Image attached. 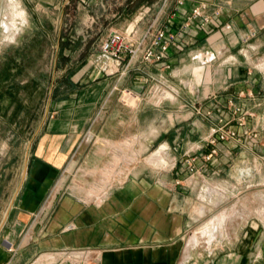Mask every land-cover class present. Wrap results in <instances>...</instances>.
<instances>
[{
	"label": "crops",
	"instance_id": "0c3cea01",
	"mask_svg": "<svg viewBox=\"0 0 264 264\" xmlns=\"http://www.w3.org/2000/svg\"><path fill=\"white\" fill-rule=\"evenodd\" d=\"M18 2L27 11L26 24L20 22L24 26L12 40L0 34V264H264V234L258 224L247 222L232 233L216 226L211 237L206 232L212 228L202 232L209 221L201 203L213 194L205 190L208 174L226 164L233 152L250 158L247 164L254 168L264 166V0H184L173 15L174 29L188 24L184 37L162 61L138 58L125 75L108 71L112 60L103 58L100 49L87 62L69 60L77 49L61 45V40L73 37L62 32L70 0ZM143 2L141 9L148 3ZM60 4L55 26L56 17L40 11ZM162 4L154 17L151 7L132 21L130 14L121 13L123 24L113 15L109 31L136 25L142 33L154 19L164 26L177 0ZM197 5L212 18L210 23L203 25V17L188 20ZM53 38L57 58L52 75L44 63ZM199 53H211L214 59L201 64ZM185 73L191 78L184 79ZM159 77L176 89L177 98L160 104L147 99ZM124 89L138 94L137 100L126 98ZM229 97L253 114L247 116L250 132L245 135L239 128L240 142L219 143L220 158L206 162L204 155L213 148L206 141L211 121L230 118L229 111H214L211 120L194 112L179 120L174 108H179V99L193 109L197 104L209 109ZM8 129L13 141L5 137ZM132 136L143 151L157 143L166 154L175 153L171 170L135 166L116 186L112 174L107 179L112 185L98 203L80 197L89 190L66 185L76 169L83 177L96 175L87 169L96 154L90 146L93 138L109 141L106 147L111 148ZM26 138L20 173L18 144ZM189 156L194 157V171L187 166ZM210 220L213 224L217 218ZM194 232L197 242H191Z\"/></svg>",
	"mask_w": 264,
	"mask_h": 264
},
{
	"label": "rangeland",
	"instance_id": "374dc122",
	"mask_svg": "<svg viewBox=\"0 0 264 264\" xmlns=\"http://www.w3.org/2000/svg\"><path fill=\"white\" fill-rule=\"evenodd\" d=\"M143 1L144 0H109V2H103V4L95 3L86 5L82 0H70V2L66 4L65 11L62 17V32L63 34L70 33V35H72L73 37H71V39H67L66 41L61 40V45L64 44L69 49L73 47V49H77V52L74 53L72 57H68L69 60L71 62H77L78 60L86 58L87 60L85 62H87L89 60V56L92 53L98 52V50L100 49L99 44L101 39L110 32L109 29L110 27H112V24L109 25L108 23L113 18V15L116 16L117 23L123 24V22L125 21L123 19V16L121 18H118L121 13H125L126 15L130 14V17H132V21L133 19H135V17L140 16V14L148 9V7H151L150 15L154 17L157 10L159 9V5L163 3V0H147L148 3L144 4V8L141 9L140 6L145 3ZM155 3L156 5H151ZM45 11V13L42 11L40 12L42 14H51L56 17L57 21L55 23V26H57V22L59 17L61 16L62 11L61 4L57 8H47L45 9ZM13 13L14 6L10 2V0H0V34L3 32L6 40H12L15 37L13 36L14 30L10 27L12 23ZM18 21L21 23L24 22L22 20ZM23 26L20 25V30ZM9 31L12 34H10ZM8 34L11 36L10 39ZM56 47L57 39L53 38L50 45L51 53L45 57L44 63L46 69L49 67L51 68L52 75L54 73V64L57 58ZM39 57H37V60L39 59ZM64 58V55H58L59 62L61 61L62 63H64ZM71 73H74V71L69 72V74ZM55 76L56 79H59L61 76V72L58 70V67L56 68ZM183 77L184 79L188 80V78H191V73H185ZM179 100V108H174V117H177L179 120H184L185 118H188L192 112H196L192 107H189L188 104L182 101V99ZM198 105L199 104H197V106ZM193 116L200 115L195 113ZM31 129L32 128H30L29 131H31ZM5 137H8L10 141H13L15 139L10 129L5 132ZM137 138L138 137L136 136H132L127 140L114 143L112 142V145L114 147L110 145L111 148L106 147L108 146V144H110L109 141L97 137L93 138L90 142V146H93V148L95 147V150H93L96 154L90 160L92 166L87 169H89V171L94 170L96 172V175L92 178L83 177L81 175V172H78L77 174L76 169L74 174L69 176L66 185L71 187V185L75 186L76 184V188H79L81 191L85 192H87V190L96 191L97 195L95 197V200H92L94 198L89 199L88 194L86 197V194L84 192H81L80 197L86 201L91 202L92 200L99 202L102 200V198H104L103 196L106 195L109 189V184L107 181L108 177L114 174L116 170L119 171V169H126L125 164L130 163V157H128L130 155L137 158L135 162L131 163L130 169H133L136 166L137 168H147L149 171L156 170L161 173H167V171L171 170V159L175 157V153L170 152L171 154H166L167 150H164L163 148L162 154L166 160V164L158 166L150 165L146 162V158L151 156L154 152L160 150V146L159 144L154 143V145L151 146L148 150L143 151V149L138 146ZM26 141L27 138L24 140L21 139L19 142L20 144H18V154L20 156L18 163L20 173L22 171L24 163ZM133 153L137 154L138 156H135ZM220 154L221 152L218 151V153L212 157L211 161L214 158L220 156ZM249 161L250 158H248L247 156H242L241 152L235 151L229 157V161L226 164H223L221 162V164H219L208 174V183L205 186V190L207 188H210L214 192L211 196L207 195L203 202H201L206 210H208L204 219L205 221H209L206 224L207 226L205 225V228L202 230V232L208 228H212L213 230H208L206 233L212 234L211 237H213V235L216 236V226L218 228L221 227V225H224L225 230H227L229 233L231 231L232 233L235 228H238L240 225L249 222V224H258L259 227L257 230L259 234L263 236L264 166L258 164V167L254 168L251 164H247ZM128 173L129 172H125L121 177L117 176L116 181L113 185L116 186L119 182H122L125 179L126 174ZM103 179L104 182H102ZM102 187H104V190L100 189ZM67 190L71 192L70 189L67 188ZM200 193L202 194V189H199V194ZM216 201H218V203L215 204L214 202ZM7 202L8 199L5 200V206ZM215 217L217 218V220L213 224H211L210 219H213ZM193 235L197 234L194 232ZM193 235H191V239L193 238Z\"/></svg>",
	"mask_w": 264,
	"mask_h": 264
},
{
	"label": "built area",
	"instance_id": "2783aa9c",
	"mask_svg": "<svg viewBox=\"0 0 264 264\" xmlns=\"http://www.w3.org/2000/svg\"><path fill=\"white\" fill-rule=\"evenodd\" d=\"M171 0H163V7H165ZM184 4V0H177V8L171 14L170 18L164 26L158 27L157 20L154 19L150 22L148 28L142 33L138 32L136 25L126 29H111L110 32L100 41V53L106 60H112L111 65L107 66L110 73L120 71L122 75L127 74L133 64L138 58H141L143 62H159L165 59L168 55L169 49L172 45H177L180 39H182L187 32L188 24L186 23L180 29H174L173 15L176 11L180 10V7ZM219 12H217L218 14ZM203 17L202 24L205 25L212 21L210 16L204 15L203 6L197 5L194 7L188 16V20L192 21L195 18ZM229 28V26H227ZM205 54V59L201 60L200 55ZM197 58L201 64H206L214 59L211 53H199ZM106 70V69H105ZM154 84L148 92L149 100H156L158 104L166 99L177 98L176 89L171 86L166 79L154 78ZM126 98L131 100H137L138 94L130 89H124L122 91ZM239 96H244V92H239ZM215 96V95H214ZM216 97V96H215ZM198 115L207 120H211L215 114L214 111L220 113L222 110H228L230 118L224 116H218L215 120L211 121L209 134L206 141L213 146L209 153L204 155L206 162L211 161L212 157L218 153V144L222 142L238 143L241 140L242 128L243 134H248L250 131L247 126V116H253L248 110L237 102L235 97H229L224 102H216L214 108L203 109L201 106H196L194 109ZM235 122L236 126H232ZM257 132L253 135L257 136ZM264 148V141L262 143ZM187 166L191 171L195 170L194 157L189 156L186 159ZM177 165L174 162L173 167ZM128 174H126V177ZM125 177V178H126ZM11 252H15L16 248L9 246Z\"/></svg>",
	"mask_w": 264,
	"mask_h": 264
},
{
	"label": "bare ground",
	"instance_id": "6f19581e",
	"mask_svg": "<svg viewBox=\"0 0 264 264\" xmlns=\"http://www.w3.org/2000/svg\"><path fill=\"white\" fill-rule=\"evenodd\" d=\"M10 2L12 3V5L14 6V13L12 14V23L10 25V27L14 30L13 32V36H15L19 30H20V22L18 20H22L24 21L22 24H24L26 22V18H27V11L25 8H23L22 6H20V3H18L17 0H10ZM10 33V31H9ZM12 34V33H10ZM9 35V34H8ZM11 38V36L9 35V39ZM162 149L154 152L151 156L146 158V162L149 163L150 165L153 166H158V165H165L166 164V160L162 154ZM135 156H138L137 154L133 153ZM130 157V163L126 164V169H119L115 171L114 175L115 177L117 176H122V174H124L125 172H129L130 169V165L131 163L135 162L137 160V158L132 157V155L128 156ZM118 172V174H117ZM109 184V185H108ZM108 186L110 187L112 185V181H108ZM82 188V187H81ZM101 190H104V187L100 188ZM208 190V189H207ZM209 191L211 193H213L214 191L212 189H209ZM104 192V191H103ZM208 193V192H207ZM97 193L96 191L92 190L90 191V194H88L89 199H92L96 197ZM224 198V197H223ZM98 203V202H97ZM222 214V213H221ZM227 214V212H226ZM225 217V216H224ZM228 219V218H227ZM226 220V219H225ZM214 222V221H213ZM224 224V223H223ZM192 234V233H191ZM193 235V234H192ZM197 242L198 240L196 239V237L193 235V238L191 239V242Z\"/></svg>",
	"mask_w": 264,
	"mask_h": 264
}]
</instances>
